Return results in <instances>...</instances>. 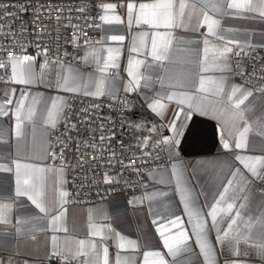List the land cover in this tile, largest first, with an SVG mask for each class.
<instances>
[{
	"label": "crops",
	"instance_id": "obj_1",
	"mask_svg": "<svg viewBox=\"0 0 264 264\" xmlns=\"http://www.w3.org/2000/svg\"><path fill=\"white\" fill-rule=\"evenodd\" d=\"M106 3H117L118 6L115 13L109 11L104 15H120L124 20L123 24H108L103 21L101 29V41L88 45L84 49V55L95 51L97 56L102 58L107 57V48H119V57L117 60L118 67L109 68L107 75L113 82L111 90L106 84L104 95L93 96L86 95L85 91H95L94 85L91 83L93 78H98L97 61L92 55H88L84 66L60 62L50 59L39 52L29 51L22 55L34 57L33 70L36 73V80L31 85H22L15 83H5L0 85V100L7 99L5 92H10L15 89L13 99L20 97L21 92L28 93L30 96L38 97L40 104L38 109L47 105L51 107L52 101L60 97L65 102L63 113L58 119V125L64 114L67 105L68 97L73 92L62 91L57 87L58 81L64 75L68 67L76 69L83 78V83L88 87L82 88L75 94L103 97L106 95H117L119 93H127L135 97L134 110L143 111L152 116L153 125H156L158 132L163 135H169L166 125L172 118L176 105L172 102L169 105L168 111L164 119L157 117L148 108L149 99L156 93L162 91H170L167 85L161 86L158 76H168L175 80H185L192 78L191 73L198 71L193 65L186 62V51L193 50L199 58L204 57V40L209 41V52L207 60L204 61V66L211 67L213 63V53L224 46V41L207 35L206 27L193 30L195 26V16L190 22L185 19L182 26H177L172 29H159L160 32H170L173 46L176 49L173 62H163V67L159 62L152 59L151 56L137 54L131 52V46L140 32H148L151 34L153 29L147 25H136L135 22L131 26L127 23V0H103ZM135 2H149V0H135ZM210 14H212L210 12ZM219 18V17H217ZM221 27L223 29H236L234 35L239 40V45H232L233 53L228 54L230 70L223 73L208 72L204 75L215 76L217 78L225 77V88L228 90L231 85H238L244 88L252 89L251 87L241 83L234 75L233 63L237 56H241L246 49L264 47V19L260 18L255 13L246 14L243 17L224 16L221 19ZM113 34L124 35L123 42H115L107 39ZM203 34V35H202ZM150 50V39L148 41ZM239 51V55L235 53ZM142 60L144 63L139 67L133 65L130 69L129 60ZM43 66V67H42ZM117 71L116 76H110V70ZM138 73L144 79H141V87L136 91L126 92L125 87L132 80L129 76V71ZM147 85V86H145ZM181 91L182 89H175ZM253 90V96L245 101V105L249 106V111L245 112V118L252 125V131L248 134L249 143L246 149L225 150L222 146L217 121L208 117L196 116L198 132L194 138H190L182 146V150L178 155L170 153L167 149H163L168 157L174 159V163L180 164L184 170L186 185L191 190L192 195L196 198L197 203L201 206L204 213H207L208 205L214 203V197L219 191H222V183H226V176L235 167L243 170L244 176L247 177V182L244 185L245 191L235 192L234 207L231 214L220 213L223 217L222 222L218 225L219 228H226L229 222V215H234L235 211L239 210L242 221H250L252 223L251 231L255 233L259 229V224L256 223L260 212L264 210V195L257 188L259 178L252 177L247 169L235 159L237 154L245 156H260L264 155V137L257 135V130L261 121H264V94ZM28 103V101H26ZM196 103L204 108H215L221 113L222 121L225 124L226 132H231L233 135L237 133L238 128L243 121L234 119L231 110L226 103L222 102L219 96L210 93L199 94ZM13 107L12 105L9 106ZM244 107V106H242ZM26 139L17 140L14 134L15 119L10 112L8 116H0V129L5 130V139L0 141V163L10 164L13 168L12 172H0V196L8 197L0 202L12 203L11 223L0 224V264H63L66 262L65 257L73 258L71 253L78 248V241L85 242V250H89L92 243H95L101 253L102 264V249L108 248L109 264H115V257L118 251V238L116 233L136 240L139 244V249L135 252H121V255H133L137 259V264H140L143 258L144 251H159L165 256V259L171 262L172 257L167 255V249L163 245V241L157 232V227L160 224L166 223L173 218L172 214L180 216L184 221V229L187 231L189 239L185 245L181 247L177 253L176 260L182 261L183 264H202L203 257L199 254V247L196 243V236L193 234V222H189L188 217L184 213L183 205L180 201L179 194L175 188V181L161 184L158 182L159 174L163 171L166 175H171V166L154 169L147 173L144 180L143 196L138 194L127 198L123 193H114L107 201L86 204L73 205L69 202L68 196L65 198L66 203L63 208V220L60 222V227L66 228L67 231H54L50 223L51 216L47 219H32L33 216L43 214L38 213V209L32 205L27 197H16V173L15 165L11 163L14 160H20L22 164H29L35 169H44V171H34L32 168L21 169L20 180L28 179L30 182L35 181L37 187L43 192L44 199L47 203L50 213L56 214L58 211L59 193L61 191L68 193L69 180L68 172L64 168H58L48 163V155L43 154L41 144L44 140L49 142L50 129L47 132H42L41 129L36 131V140L33 142L32 126L25 121ZM151 143H155L159 136L156 133H149ZM166 193V195H157L155 199L149 201L146 197L149 194ZM247 197V199H244ZM240 204L245 207L239 208ZM226 207V205H224ZM219 218V217H218ZM27 221L19 227L21 231H17V220ZM203 220L210 224V218L206 215ZM157 220V223H153ZM242 231H248L244 223L239 224ZM94 231L101 232V235H92ZM173 229V233H175ZM53 236L56 237V245L61 253L60 256L53 255ZM209 240L215 244L218 264H229L234 259L227 244L223 247L216 244V231L209 232ZM85 257V261L81 264H86V261L93 259L92 256H78L76 258ZM243 264H264V257L258 254V250L254 244L240 245V255L238 257ZM151 264L156 262L150 258Z\"/></svg>",
	"mask_w": 264,
	"mask_h": 264
},
{
	"label": "snow or ice",
	"instance_id": "obj_2",
	"mask_svg": "<svg viewBox=\"0 0 264 264\" xmlns=\"http://www.w3.org/2000/svg\"><path fill=\"white\" fill-rule=\"evenodd\" d=\"M117 3H106L102 5L105 12H113L117 8ZM127 23L129 26L135 22L136 25H147L154 31L149 34L148 32H140L137 34L136 39L133 41L130 51L143 54L145 56H151L152 59L160 63L163 67V62H173L176 49L173 46L172 37L170 32H160L159 29H172L177 26H182L185 19L192 21L195 16V26L193 30L206 27L207 35L216 37L224 41L223 48L213 53V63L211 67L204 66V61L207 60V54L209 52V41L204 40V57L201 59L193 50L188 49L186 51V62L190 65L198 68V71L191 73V77L185 80H173L168 76H158L161 86L167 85L170 91H162L156 93L149 99L148 108L157 117L164 119L168 111L169 105L174 102L176 110L173 113L172 118L166 125H160V127H166L169 135H163L158 132L156 125H153L149 129L150 133H156L159 139L153 144L154 147H161L167 149L170 153L176 155L182 150V146L190 138H194L197 135L198 127L196 116L208 117L209 119H215L217 121V127L220 134L222 146L225 150L246 149L249 143L248 134L252 131V125L245 118V112L249 111V106L245 105V101L249 97L253 96V90L244 88L238 85H231L228 90L225 88V77L219 78L215 76L204 75L208 72H220L229 71L230 67L227 63L228 54L233 53L232 45H239V40L235 38L232 33H235L236 29H223L221 27V19L224 16L243 17L249 13H255L260 18L264 19V0H149V2L137 3L135 0H127ZM210 12L212 14H210ZM219 17V18H217ZM101 20L108 24H123L124 20L120 15L113 14L103 15ZM203 35V34H202ZM107 39L115 42H123L125 37L120 34H113ZM150 39V50L148 48V41ZM88 41H85L87 44ZM3 49H0L2 51ZM46 51V50H45ZM107 57L102 58L97 56L95 51L90 54H86L84 59H88V55H92L97 61L98 71L100 76L93 78L91 83L94 85L95 91H85L86 95L101 96L105 94L107 84L109 91L111 90L112 81L107 75L109 68L118 67L117 60L119 57V48L108 47ZM239 55V51L235 53ZM11 55V54H10ZM34 57L28 55H21L16 53L11 58L0 57V69H9L10 75L6 74L5 83H15L22 85H31L36 80V73L33 70ZM144 61L142 60H129L130 69L133 65L139 67ZM43 67V66H42ZM129 76L132 80L125 87L126 92L136 91L141 87V79H144L138 73L129 71ZM147 86V85H145ZM57 87L66 92H78L82 88L86 89L88 86L83 83V78L80 73L68 67L65 70L63 76L58 81ZM175 89H182L177 91ZM260 93H264V87L256 89ZM16 90L13 88L10 92H5L7 99L0 100V116H8L12 113L15 119L14 134L17 140L26 139V125L25 121L29 122L33 131V142L36 140V131L41 129L42 132H47L49 128H55L56 123L63 113L65 102L62 98L57 97L52 101L51 107L47 105L40 107L38 105L40 101L37 96H30L28 93L21 92V95L17 99H13ZM202 93H210L215 96H219L221 101L226 103L231 110V114L234 119L243 121L242 125L238 128L237 133L233 135L230 131L226 132L225 124L222 121L221 113L217 112L215 108H204L196 103L197 97ZM28 101V103H26ZM12 105L13 107H9ZM244 106V107H242ZM74 127V125H73ZM138 128L143 127L137 125ZM257 135L264 137V121L260 122ZM5 139V130L0 129V141ZM104 137H101L103 140ZM151 136L145 137L142 141L143 147H148ZM92 145H89L91 147ZM43 154L45 156L51 155L53 158L57 155L55 152H49V146L47 141L44 140L41 144ZM147 154V153H146ZM62 155V153H60ZM171 159V157H170ZM235 159L243 165L244 169L251 174L252 177L264 178V155L260 156H245L237 154ZM11 163L15 165L16 173V197H27L32 205L38 209L39 214L43 216L35 215L32 219H47L51 216L50 223L53 226L54 231H67L66 228L60 227V222L63 220L64 212L66 209L63 205L67 202V192L61 191L59 193L58 211L56 214H52L49 211L47 203L44 199L43 192L37 187L35 181L30 182L28 179L21 182L20 175L21 169L32 168L34 171H44V169H35L34 166L29 164H22L20 160H14ZM226 176V183H222V191H219L214 197V203L208 205L207 213H204L201 206L197 203L196 198L192 195L191 190L186 185L184 170L182 165L173 163L171 165V175H166L165 172L159 174L158 182L161 184L170 183L175 181V188L179 194L180 201L183 205V210L189 219V222L193 223V234L196 236V243L199 247V254L203 257L202 264H218L215 244L209 240V232L216 231V244L221 247L227 246L234 259L229 264H243L238 258L240 255L241 243L248 245L254 244L258 250V254L264 257V210L260 212L259 217L256 219V223L259 224V229L255 233L251 231L252 223L250 221H242L241 213L239 210L235 211L234 215H229V222L226 228H219L218 225L222 222L223 217L220 213L231 214L236 205L233 202H229L235 199V192L245 191L244 185L247 182V177L244 176L243 170L239 167H235ZM13 168L10 164L0 163V172H12ZM106 182H111L106 179ZM157 195H166V193H154L149 194L146 198L151 201L156 198ZM10 199L8 197L0 196V201ZM247 199V197H244ZM226 205V207H224ZM245 207L244 204H240L239 208ZM13 208L12 203L0 202V224L11 223V211ZM210 218V224L203 220V216ZM173 218L169 219L166 223L160 224L157 227L164 247L167 249V255L172 257L171 262L165 259L159 251H144L143 258L140 264H151L150 258H152L156 264H183L182 261H177L176 256L181 247L185 245L189 239L187 231L184 229V221L180 216L172 214ZM219 217V218H218ZM27 223V221L17 220V231H21L19 227L21 224ZM153 223H157V220H153ZM244 223L248 228V231H242L239 228V224ZM175 229V233H173ZM92 235H103L101 232L94 231ZM118 238L117 254L115 257V264H137V259L133 255H121V252H135L139 249V244L136 240L126 238L120 233H116ZM53 255L60 256L61 253L55 243L56 237L53 236ZM73 258L78 256H92L93 259L86 261V264H101V253L95 243H92L89 250H85V242L78 241V248L71 253ZM67 259V256L65 257ZM102 264H109L108 248L102 249Z\"/></svg>",
	"mask_w": 264,
	"mask_h": 264
},
{
	"label": "built area",
	"instance_id": "obj_3",
	"mask_svg": "<svg viewBox=\"0 0 264 264\" xmlns=\"http://www.w3.org/2000/svg\"><path fill=\"white\" fill-rule=\"evenodd\" d=\"M103 4V0H0V57L34 50L84 66V49L101 41ZM233 68L241 83L254 90L264 87V47L246 49L235 57ZM6 74L10 68L0 69V77L6 79ZM109 75L114 77L117 71L111 69ZM134 105L135 97L127 93L69 95L61 122L50 129L48 150L57 155H48V163L67 170L71 204L107 201L118 192L127 198L143 196L147 173L175 162L151 141L143 147L153 119L134 110ZM257 188L264 195V178H259ZM84 261L85 257H70L63 264Z\"/></svg>",
	"mask_w": 264,
	"mask_h": 264
}]
</instances>
